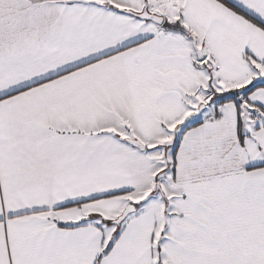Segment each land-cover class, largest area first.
<instances>
[{"label":"snow or ice","instance_id":"6c2138e0","mask_svg":"<svg viewBox=\"0 0 264 264\" xmlns=\"http://www.w3.org/2000/svg\"><path fill=\"white\" fill-rule=\"evenodd\" d=\"M0 264H264V0H0Z\"/></svg>","mask_w":264,"mask_h":264}]
</instances>
